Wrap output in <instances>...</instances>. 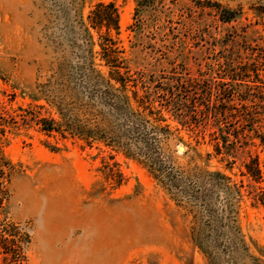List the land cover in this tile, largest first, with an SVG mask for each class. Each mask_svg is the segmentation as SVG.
Returning a JSON list of instances; mask_svg holds the SVG:
<instances>
[{
	"label": "rangeland",
	"instance_id": "rangeland-1",
	"mask_svg": "<svg viewBox=\"0 0 264 264\" xmlns=\"http://www.w3.org/2000/svg\"><path fill=\"white\" fill-rule=\"evenodd\" d=\"M145 1L0 0V264H264V0ZM111 3L118 32L94 26ZM114 63L231 108L168 135Z\"/></svg>",
	"mask_w": 264,
	"mask_h": 264
},
{
	"label": "trees",
	"instance_id": "trees-1",
	"mask_svg": "<svg viewBox=\"0 0 264 264\" xmlns=\"http://www.w3.org/2000/svg\"><path fill=\"white\" fill-rule=\"evenodd\" d=\"M141 2V3H140ZM138 4L145 6L146 1L138 0ZM217 9H220L219 4L213 5ZM108 11V12H106ZM227 12L226 9H223L221 11V21L222 22H231L234 20L233 17H225V13ZM92 15L94 16V26L96 28L100 27H108L109 29H114L115 31H119V12L117 7L111 3V4H100L96 7V9L92 12ZM100 31V30H99ZM100 38L103 39L101 42V48H102V56L105 58H111L117 60L120 52L117 48H114L112 45L113 41L112 39L108 38L107 35H100ZM104 41V42H103ZM110 66V69L112 70L113 78L115 79L116 83L120 87L122 91H125L128 94L127 102L131 101L132 103H135V106L139 109V112L144 115L150 122L155 126L156 128L164 131L168 135L174 134L173 128L170 123H168L167 116H170V118H174L181 122L180 119L187 118L188 114H196V115H203L208 116L210 114L209 111L212 107H214L215 114H221L220 110L218 109L220 106H227L228 108H231L229 105L232 102L231 99H223V103L225 105H213L211 106V103L207 100H204L200 97H183V96H177V95H169L167 86L161 87H154V84L150 82H136L131 79H127L124 73H122V70L124 67L119 66L117 64H107ZM125 72V71H124ZM158 89V90H157ZM164 92L161 94L159 92ZM157 91V92H156ZM223 112V111H221ZM209 122L202 121L198 122L195 125H192V128L194 127H202L207 126ZM188 130V129H187ZM195 129H192L191 132L194 133ZM176 132L180 133V129H175ZM212 140L216 143L215 148L216 151L219 154H226L225 152H222L223 149L227 148V143L229 141V136L224 135L223 129L219 126L215 127L213 131L211 132ZM196 138V137H195ZM239 138V137H236ZM203 140H205V137H202ZM198 142V141H197ZM253 163V164H252ZM251 164L248 166L246 165V169L248 172H252L255 177L261 178L264 171L261 169V166L259 164V159L255 158V160L252 161ZM254 165L253 171H251V167ZM264 204V203H262Z\"/></svg>",
	"mask_w": 264,
	"mask_h": 264
}]
</instances>
